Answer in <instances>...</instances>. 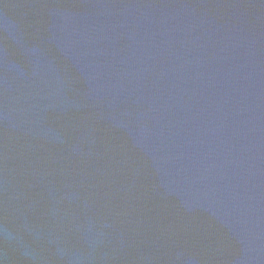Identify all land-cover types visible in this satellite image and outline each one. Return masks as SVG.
<instances>
[{"label": "water", "instance_id": "95a60500", "mask_svg": "<svg viewBox=\"0 0 264 264\" xmlns=\"http://www.w3.org/2000/svg\"><path fill=\"white\" fill-rule=\"evenodd\" d=\"M0 264H264V0H0Z\"/></svg>", "mask_w": 264, "mask_h": 264}]
</instances>
